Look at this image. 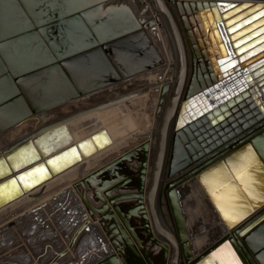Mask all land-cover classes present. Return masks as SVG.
<instances>
[{
    "label": "water",
    "instance_id": "95a60500",
    "mask_svg": "<svg viewBox=\"0 0 264 264\" xmlns=\"http://www.w3.org/2000/svg\"><path fill=\"white\" fill-rule=\"evenodd\" d=\"M195 5L0 0V264H264V208L194 253L167 183L213 176L229 228L264 205V131L236 136L264 115V0ZM246 149L256 198L231 167Z\"/></svg>",
    "mask_w": 264,
    "mask_h": 264
},
{
    "label": "bare ground",
    "instance_id": "6f19581e",
    "mask_svg": "<svg viewBox=\"0 0 264 264\" xmlns=\"http://www.w3.org/2000/svg\"><path fill=\"white\" fill-rule=\"evenodd\" d=\"M216 0H191V2H193V4L200 5V8L203 9L205 6H203V3H206L207 7H209V3L215 2ZM168 3H171L169 1H167ZM174 4V3H171ZM195 5V11H198V8ZM175 7V6H174ZM229 9V8H228ZM227 10L226 8L222 11ZM176 11V9H175ZM218 11V10H217ZM222 11H218V13L220 14ZM190 13H193L192 11ZM177 17H178V21L182 30V34L185 40V44L188 50V54L191 60V52L189 49V44L187 42L186 36H185V31L182 28L181 22H180V18L179 15L176 11ZM187 15V14H185ZM203 15V22H204V26L207 28V30H209L210 27V23L209 20L207 18V16H209V18L211 19L212 23L214 22L213 16L211 11H207V13H202ZM220 22H222V19H220ZM213 28H217L216 27V21L213 24ZM215 34L218 36V42H221V39L219 38V33L216 30ZM211 38H212V42L214 45H216V41L214 39V35L211 34ZM228 44L230 46V42L228 41ZM203 46V52H205V50L208 48L205 47L204 44H202ZM217 46V45H216ZM210 49V47H209ZM221 49L223 51V53L226 56V51L223 47V45H221ZM231 49V46H230ZM232 51V49H231ZM205 57L206 59L209 61L210 60V64L212 65V67H217V62L216 59L217 58H221V55L219 54V52H217L215 54V52L213 51V49H210V56H208L205 53ZM211 58L213 59V63L211 61ZM235 58V55H233L231 58H226V60ZM213 70V69H212ZM191 73V67H190V71L188 74V78L189 75ZM188 78L186 81V84L188 82ZM186 86V85H185ZM185 90V89H184ZM264 131V115H260L258 118H256L253 123L249 124L247 127H245L244 129H242L241 131H239L238 134H236V136H238V139H243L244 143H247L250 141V139L256 135H258L259 133ZM242 143V144H244ZM232 145L228 144L226 147H222V149L220 150L221 153H225V154H221L220 152L207 158L205 161L201 162L200 164H197L196 167H198L199 165L203 164L204 162H206L207 160H214V159H221L223 156H225L226 154H228L230 152V148L229 146ZM252 155L253 152L251 153L249 149H246V151L244 152V154H242L239 159V161H237L234 165H232L231 167H233L234 172L236 173V175H240V172L244 171V176H243V180L244 181V187L247 191V193H249V195L253 196V198H256L258 196H260V192L258 191V187L256 186V180L258 179V173H256L257 171L255 170L254 173L252 174H248V167L253 164V159H252ZM215 160V161H216ZM214 161H212L210 164H212ZM208 164V165H210ZM207 166V165H206ZM205 167V166H204ZM199 168V167H198ZM203 169V168H202ZM228 170V169H227ZM200 171V170H198ZM194 172L191 173L190 171H187L183 174H178L175 175V177L173 179H171L170 181H168L167 183L170 184V182H172L175 179H182L180 182L184 185L183 189L181 192H183L182 194V207H183V212H184V220H185V228H186V232L189 238V244H190V248L194 253H200L204 248H206L208 245H210L212 243V241L216 238H220L221 236L230 234L232 231H234L235 228H237L239 225L243 224L245 221H247L248 219H250L251 217H253L255 214H257L260 210H262L264 208L263 206H258V208L253 209L252 211H250V213L248 215H246L245 217H243V220H241L239 223H237L233 228H229L223 218L218 214L216 207L220 208V210L224 213H226V215L229 212H235L236 210H238L236 205H240L238 203H236V205L229 203V199L227 198V196L221 191L218 192L217 190L219 189V187L214 186L213 184L215 183V178L212 176H207L205 178V183H207V188L209 189L208 192L206 193L204 191V189L202 188V186L200 185L199 181L197 180V178L195 177V174L198 172ZM229 172V170H228ZM239 190V189H238ZM241 192V191H240ZM216 193V194H215ZM242 199L244 202H248L246 199V196L242 193ZM163 200L165 203V207L168 213V217L170 220V224L173 230V234L175 237V241L176 243L179 245V249H178V254H181V245L180 242L178 240V237L175 233L174 230V224L172 221V216H171V212H170V208H169V204H168V199L166 197V194H163ZM177 264H184L182 260H177Z\"/></svg>",
    "mask_w": 264,
    "mask_h": 264
},
{
    "label": "snow or ice",
    "instance_id": "6c2138e0",
    "mask_svg": "<svg viewBox=\"0 0 264 264\" xmlns=\"http://www.w3.org/2000/svg\"><path fill=\"white\" fill-rule=\"evenodd\" d=\"M228 250V246H225V249L222 251ZM214 255H217L216 253H214ZM221 264H232V262L226 261V260H221Z\"/></svg>",
    "mask_w": 264,
    "mask_h": 264
},
{
    "label": "rangeland",
    "instance_id": "374dc122",
    "mask_svg": "<svg viewBox=\"0 0 264 264\" xmlns=\"http://www.w3.org/2000/svg\"><path fill=\"white\" fill-rule=\"evenodd\" d=\"M166 182H167V178L165 177L164 185L166 184ZM162 196H163V194H162Z\"/></svg>",
    "mask_w": 264,
    "mask_h": 264
}]
</instances>
